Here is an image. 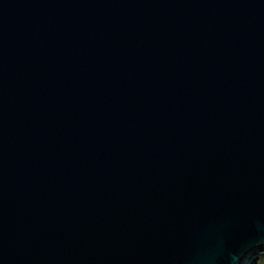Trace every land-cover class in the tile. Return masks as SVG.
I'll use <instances>...</instances> for the list:
<instances>
[{"label":"water","instance_id":"95a60500","mask_svg":"<svg viewBox=\"0 0 264 264\" xmlns=\"http://www.w3.org/2000/svg\"><path fill=\"white\" fill-rule=\"evenodd\" d=\"M263 245L264 0H0V264Z\"/></svg>","mask_w":264,"mask_h":264},{"label":"rangeland","instance_id":"374dc122","mask_svg":"<svg viewBox=\"0 0 264 264\" xmlns=\"http://www.w3.org/2000/svg\"><path fill=\"white\" fill-rule=\"evenodd\" d=\"M261 256H264V245L250 251L243 259L242 264H264V257Z\"/></svg>","mask_w":264,"mask_h":264},{"label":"clouds","instance_id":"9594fccd","mask_svg":"<svg viewBox=\"0 0 264 264\" xmlns=\"http://www.w3.org/2000/svg\"><path fill=\"white\" fill-rule=\"evenodd\" d=\"M233 259H237L236 257H234Z\"/></svg>","mask_w":264,"mask_h":264},{"label":"trees","instance_id":"16d2710c","mask_svg":"<svg viewBox=\"0 0 264 264\" xmlns=\"http://www.w3.org/2000/svg\"><path fill=\"white\" fill-rule=\"evenodd\" d=\"M261 257H264V256H261ZM261 257H260V258H261Z\"/></svg>","mask_w":264,"mask_h":264}]
</instances>
